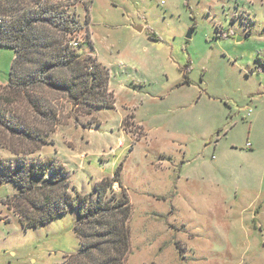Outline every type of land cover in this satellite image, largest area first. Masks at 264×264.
Instances as JSON below:
<instances>
[{
  "label": "rangeland",
  "instance_id": "rangeland-1",
  "mask_svg": "<svg viewBox=\"0 0 264 264\" xmlns=\"http://www.w3.org/2000/svg\"><path fill=\"white\" fill-rule=\"evenodd\" d=\"M47 1L77 19V48L109 69L114 105L14 92L15 52L0 46V115L45 140L0 124V157L60 162L72 194L122 164L125 264H264V0ZM17 190L0 174V264L63 262L79 248L76 211L25 228L8 202Z\"/></svg>",
  "mask_w": 264,
  "mask_h": 264
},
{
  "label": "trees",
  "instance_id": "trees-1",
  "mask_svg": "<svg viewBox=\"0 0 264 264\" xmlns=\"http://www.w3.org/2000/svg\"><path fill=\"white\" fill-rule=\"evenodd\" d=\"M78 27L74 16L47 0H30L0 10V46L15 52L7 86L24 94L37 87L59 90L73 104L88 105L86 112L91 111L90 106L113 107L109 69L71 44L77 39ZM29 100L39 114L50 110L37 98ZM2 118L0 115V124L9 132L35 142L45 141L25 124ZM121 170L122 164L117 165L111 177L94 184L93 192L72 194L68 171L60 162L27 154L12 160L0 157V174L18 186L8 202L23 227L44 224L69 209L76 211L74 231L79 248L56 264H125L131 207ZM114 182L119 184L120 193L111 188Z\"/></svg>",
  "mask_w": 264,
  "mask_h": 264
},
{
  "label": "built area",
  "instance_id": "built-area-1",
  "mask_svg": "<svg viewBox=\"0 0 264 264\" xmlns=\"http://www.w3.org/2000/svg\"><path fill=\"white\" fill-rule=\"evenodd\" d=\"M71 44H72L73 46L77 47V46L80 45V40H78V39H73V40L71 41Z\"/></svg>",
  "mask_w": 264,
  "mask_h": 264
},
{
  "label": "water",
  "instance_id": "water-1",
  "mask_svg": "<svg viewBox=\"0 0 264 264\" xmlns=\"http://www.w3.org/2000/svg\"><path fill=\"white\" fill-rule=\"evenodd\" d=\"M133 28L137 31H142L143 27L139 25H134Z\"/></svg>",
  "mask_w": 264,
  "mask_h": 264
}]
</instances>
